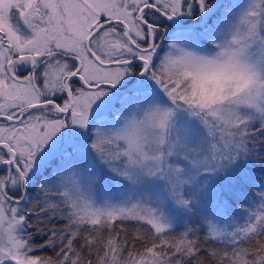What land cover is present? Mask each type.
Listing matches in <instances>:
<instances>
[{"label":"snow or ice","instance_id":"obj_1","mask_svg":"<svg viewBox=\"0 0 264 264\" xmlns=\"http://www.w3.org/2000/svg\"><path fill=\"white\" fill-rule=\"evenodd\" d=\"M0 264H264V0H0Z\"/></svg>","mask_w":264,"mask_h":264},{"label":"trees","instance_id":"obj_2","mask_svg":"<svg viewBox=\"0 0 264 264\" xmlns=\"http://www.w3.org/2000/svg\"><path fill=\"white\" fill-rule=\"evenodd\" d=\"M50 254V253H49Z\"/></svg>","mask_w":264,"mask_h":264}]
</instances>
